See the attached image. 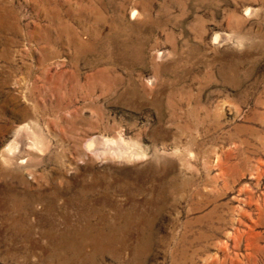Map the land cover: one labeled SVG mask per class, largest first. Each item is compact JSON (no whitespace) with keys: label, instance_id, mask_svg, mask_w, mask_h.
<instances>
[{"label":"rangeland","instance_id":"obj_1","mask_svg":"<svg viewBox=\"0 0 264 264\" xmlns=\"http://www.w3.org/2000/svg\"><path fill=\"white\" fill-rule=\"evenodd\" d=\"M0 264H264V0H0Z\"/></svg>","mask_w":264,"mask_h":264},{"label":"bare ground","instance_id":"obj_2","mask_svg":"<svg viewBox=\"0 0 264 264\" xmlns=\"http://www.w3.org/2000/svg\"><path fill=\"white\" fill-rule=\"evenodd\" d=\"M18 133V132H17ZM29 143H31V142H29ZM90 143V142H89ZM93 144V143H92ZM90 148H91V146H90ZM5 150H6V148H5ZM10 150H11V148H10ZM10 150H9V152H10ZM89 150V149H88ZM21 154L23 153V155L25 154V156L27 157H35V146L34 145H32V147L30 148V149H22V151L20 152ZM20 153H13V154H9V153H6L5 155H4V157L6 158V160L7 161H9V162H16V161H20L21 159H22V156L20 155ZM97 155V154H96ZM41 156V155H40ZM27 159V158H26ZM4 160V159H3ZM2 160V161H3ZM24 161V160H23ZM6 163V162H5ZM24 163H25V161H24ZM7 164V163H6ZM19 164H20V162H19Z\"/></svg>","mask_w":264,"mask_h":264}]
</instances>
